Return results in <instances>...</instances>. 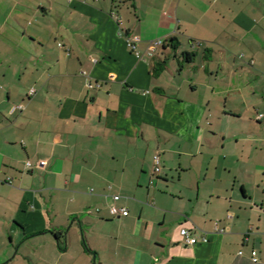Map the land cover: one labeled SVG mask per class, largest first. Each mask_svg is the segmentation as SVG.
<instances>
[{"label":"crops","instance_id":"1","mask_svg":"<svg viewBox=\"0 0 264 264\" xmlns=\"http://www.w3.org/2000/svg\"><path fill=\"white\" fill-rule=\"evenodd\" d=\"M0 264H264V0H0Z\"/></svg>","mask_w":264,"mask_h":264},{"label":"built area","instance_id":"2","mask_svg":"<svg viewBox=\"0 0 264 264\" xmlns=\"http://www.w3.org/2000/svg\"><path fill=\"white\" fill-rule=\"evenodd\" d=\"M124 34H125V41H126L127 47L133 53H135L136 57L142 58V55L139 54V52L136 50V43L139 41V38L137 36H135V35L127 34L126 32ZM162 44H163V41L160 40V39L150 40L148 45H147V47H146V49H145L144 56L147 57V58L152 57L157 52L159 47L162 46ZM35 93H36V90L34 88H31L29 90V92H28V96L31 97ZM14 108L22 110L23 106L22 105H18V106L14 107ZM258 117H260V115ZM153 163H154V172H156V173L160 172L161 167H160V155H159V153H156L153 156ZM25 165L27 167L31 166L29 161H26ZM110 212L113 215L119 216V215H125L127 213V210L125 208L111 207L110 208ZM227 217L231 218V214H228ZM180 234L183 237L184 243L187 244V245H193L197 241V238L193 235V233H191L186 228H181L180 229ZM201 241L206 243L208 241V239L206 237H201Z\"/></svg>","mask_w":264,"mask_h":264},{"label":"trees","instance_id":"3","mask_svg":"<svg viewBox=\"0 0 264 264\" xmlns=\"http://www.w3.org/2000/svg\"><path fill=\"white\" fill-rule=\"evenodd\" d=\"M172 42L173 39L169 38L168 40L163 41L162 47L164 48L165 46H171L172 49H175L176 46ZM180 57L184 63H191L192 61V57L188 53H182ZM179 66H181V63H179ZM163 68H164V60L161 63L157 64V67L154 69V71L156 74H158Z\"/></svg>","mask_w":264,"mask_h":264},{"label":"rangeland","instance_id":"4","mask_svg":"<svg viewBox=\"0 0 264 264\" xmlns=\"http://www.w3.org/2000/svg\"><path fill=\"white\" fill-rule=\"evenodd\" d=\"M174 60V59H173ZM200 60L198 59L197 65H199ZM176 65V64H175ZM178 70V67L176 68ZM169 74V73H168ZM162 166V163L160 162V167ZM190 176V182H195V175H189Z\"/></svg>","mask_w":264,"mask_h":264}]
</instances>
